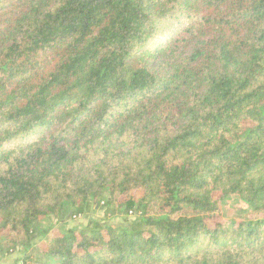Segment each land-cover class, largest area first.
<instances>
[{"label":"trees","instance_id":"16d2710c","mask_svg":"<svg viewBox=\"0 0 264 264\" xmlns=\"http://www.w3.org/2000/svg\"><path fill=\"white\" fill-rule=\"evenodd\" d=\"M99 209L134 218L66 226ZM2 233L18 264H264V0H0Z\"/></svg>","mask_w":264,"mask_h":264},{"label":"rangeland","instance_id":"374dc122","mask_svg":"<svg viewBox=\"0 0 264 264\" xmlns=\"http://www.w3.org/2000/svg\"><path fill=\"white\" fill-rule=\"evenodd\" d=\"M237 214H239L235 209H233V207L227 203L223 206L222 208V217L226 218V219H230L233 218L235 216H237ZM89 218H94L96 220L101 221L102 223H111V224H117V225H125V224H129V221L132 220V217H128L125 216L124 214H114L112 216L106 217L104 216L103 210H95L92 211L87 218L85 217H81V218H77L75 220H69L67 219L65 221L66 226H81L83 224L86 223L87 219ZM51 222L53 223L54 226L58 227L60 226L63 222H57L55 219H51ZM48 222V220H44V222L42 223L43 225H46ZM2 237V239H5V234L2 233L0 234ZM38 247H42V243H38L37 244ZM19 257V255L17 253H12L11 255L8 256H3L0 258V264H14L15 262L18 264V262L16 261V259Z\"/></svg>","mask_w":264,"mask_h":264}]
</instances>
